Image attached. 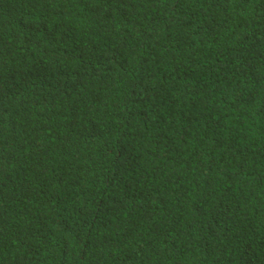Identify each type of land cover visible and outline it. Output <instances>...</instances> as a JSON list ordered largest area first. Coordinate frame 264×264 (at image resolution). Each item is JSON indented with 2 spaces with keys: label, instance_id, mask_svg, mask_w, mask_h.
Segmentation results:
<instances>
[{
  "label": "trees",
  "instance_id": "obj_1",
  "mask_svg": "<svg viewBox=\"0 0 264 264\" xmlns=\"http://www.w3.org/2000/svg\"><path fill=\"white\" fill-rule=\"evenodd\" d=\"M0 264H264V0H0Z\"/></svg>",
  "mask_w": 264,
  "mask_h": 264
}]
</instances>
